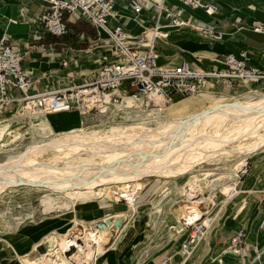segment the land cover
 <instances>
[{"label": "bare ground", "instance_id": "bare-ground-1", "mask_svg": "<svg viewBox=\"0 0 264 264\" xmlns=\"http://www.w3.org/2000/svg\"><path fill=\"white\" fill-rule=\"evenodd\" d=\"M206 94L208 92L172 103L158 98L148 102L147 106L143 105L142 98L135 95L120 94L115 101L110 96H96L99 101L97 111L113 106V113L122 114L126 122L110 126L87 127L80 113L84 117L91 116L94 110L78 112L77 118L70 123L63 118L68 117L67 113L53 116L30 113L34 142L26 147L25 153L9 155L0 165V196L9 189L19 187L43 190L49 193L45 204L58 213H72L83 204L112 198L114 204L126 202L129 211L107 216V220L110 217L114 219L111 229L122 233L130 223L148 213L153 232L161 222L171 238L174 234H182L178 212L182 210L184 219L192 223L203 220L209 213L200 204L210 202L214 206L227 191L240 194L242 179L238 172L241 169L245 171L243 166L257 152H264V94L251 93L237 99L216 97L220 107L217 112L213 111L214 107L207 106L209 100L204 96ZM185 100L196 101L188 103ZM18 114L22 117L25 113L19 109ZM52 118L56 121H50ZM6 124L0 123V133ZM66 125L71 127L69 131L59 129ZM19 138L20 134H17L9 142ZM2 146L0 143V148ZM225 158L236 161L229 168H224L226 173L199 175L193 172L195 175H189L204 163ZM148 177H186L188 181L180 187L172 186L154 203L151 212H147L146 208L138 207L137 202L146 185L143 181ZM206 178L212 182L207 187L200 183ZM126 183L131 185L130 189L120 188ZM172 193L190 205L175 211L169 209L158 222L165 200ZM174 205L176 199L166 203L167 208ZM214 221L204 222L211 228ZM16 226L19 225L10 224L12 229ZM79 226L83 228L81 234L70 232ZM152 231H147L146 236H150ZM109 237H112L110 232L96 228L94 222L76 220L65 234L52 233L44 242L49 249L48 254L35 260L24 258L21 262L99 264L108 253ZM113 239L112 249H115L119 238ZM200 243L202 241L197 243L195 250ZM71 245H75L77 251H73L70 257L67 252ZM181 257L182 260L180 255L177 257L176 264H185L186 257L183 258L182 254Z\"/></svg>", "mask_w": 264, "mask_h": 264}, {"label": "built area", "instance_id": "built-area-1", "mask_svg": "<svg viewBox=\"0 0 264 264\" xmlns=\"http://www.w3.org/2000/svg\"><path fill=\"white\" fill-rule=\"evenodd\" d=\"M42 3L31 35L22 47L12 42L4 33L0 39V108L17 103L24 115L30 113L62 114L68 112H91L97 108L98 97L110 96L114 101L120 94L135 95L146 102L161 98L172 103L174 94L182 98L197 97L209 92L211 81H216L225 89L246 86L249 91L253 85H264V67L255 64L246 50L239 55L223 54L218 64L213 66H194L187 59L178 62H160L157 49L159 41L167 40L171 29H185L204 37L222 40L224 33L213 25L203 23L189 11L202 9L208 16L219 12L220 6L214 0H37ZM123 1L131 11L132 20L142 31L133 33L128 29V20L117 10L118 2ZM145 13L148 14L145 17ZM27 18L26 13H20ZM6 21L17 23L18 17ZM85 20L97 30L93 49H102L100 65L93 69L88 80L79 82L77 74L71 80L52 89H39L32 78V72L25 66V58L31 52V41L36 37L51 35L64 37L72 33L68 23ZM254 31L264 32V24L256 25ZM63 60L68 65L76 51ZM51 46V45H50ZM109 53V54H107ZM137 88L131 91V88ZM15 90H21L18 97ZM250 161L241 169L240 179L248 172ZM140 199V198H139ZM188 239L181 246V253L189 258L197 243L203 241L211 232L201 219L190 222L182 219ZM102 221L96 222L95 227ZM261 226H264V220ZM246 237L245 229H240L232 237L236 253L242 252L241 244ZM240 245V248L239 246ZM77 248L71 245L67 255ZM245 253V252H244ZM243 256V255H242ZM160 264H172V257H165Z\"/></svg>", "mask_w": 264, "mask_h": 264}, {"label": "crops", "instance_id": "crops-1", "mask_svg": "<svg viewBox=\"0 0 264 264\" xmlns=\"http://www.w3.org/2000/svg\"><path fill=\"white\" fill-rule=\"evenodd\" d=\"M217 3L220 9L214 16H208L202 9L194 10L188 8V11L203 23L211 24L218 31L223 32V39L217 40L204 37L196 32L185 29H171L168 39L159 41L157 47L161 63L178 62L181 58H185L194 66L209 67L217 65L218 63L215 60L220 59L223 54L232 53L239 55L241 51L246 50L255 64L264 67V32L253 30L256 25L264 24V0H217ZM124 4L123 1L118 2L117 10L128 20V29L133 33H139L142 31V28L132 20V13L125 8ZM41 5L42 3L37 0H0V39L4 33H7L12 42H16L17 45L19 44L22 47V50L27 51L28 49H26L24 43L31 35V28L34 26L35 19L42 9ZM21 12L26 13L28 20L25 15L24 17L20 15ZM145 14V17H147L148 14ZM10 17H18L19 20L17 23L10 22L8 24L6 21ZM79 21H81L79 24H77L78 22L75 24L68 23V26H77V29L69 26L70 31H72L69 35L64 37L45 35L36 37L35 40L31 41V52L26 56L24 66L28 71L32 72L31 76L36 81L37 88L52 89L69 82L71 76L75 74H77L79 82H85L91 75L92 70L100 65L99 58L103 50L98 48L90 52L88 51L91 49L94 40L97 39V30L85 20ZM72 44H74L73 50L76 51V56H72L68 65L65 66L63 60L66 57L68 59ZM209 88L208 94L228 98H237L251 93L264 94V85L262 84L253 85L251 88L257 90L249 91L246 86L225 89L216 81H211ZM18 91L22 93L20 96L17 95ZM15 93L18 97L23 95L21 90H15ZM7 106H11L8 111H4L6 106L0 108V123H7L9 121L7 118L13 113H17L19 104L13 103ZM77 113L74 111L67 113L68 117L63 118L70 123L77 118ZM5 134L6 128L4 127V130L0 133V138ZM239 188L241 189L240 195H233L228 197L227 200L224 199L223 205L218 208H214L210 202L200 205L203 210L205 208L207 210L209 208L217 210L212 216L215 218L214 222L217 221V223L212 228L208 237L202 241L203 244L200 243L201 246L199 245L193 251L192 257L190 256L189 259H186L185 264H252L255 251H251L250 260L253 259L251 262L246 257L248 256L247 254L240 257L236 255V257L234 254L231 255L233 252H236V249L226 248L230 239L240 229H245L246 231V238L244 240L246 245H249L250 248L254 246L258 250L260 248L264 250V226H261L264 220V161H261V159L254 160L251 173L244 182L242 180ZM246 192L249 195L245 196L241 202L243 194ZM251 195L257 197L251 200L249 199ZM234 201H238V203H234ZM108 212H113L112 204L95 205L90 217L96 219L94 222L96 223L101 221V218ZM76 220H78L77 217L71 220L69 229L73 227ZM84 222L90 223L92 221ZM67 230L68 228L65 230L60 229L57 232L65 233ZM137 237L138 235L133 228L127 230L125 235L118 241L113 253L115 252L117 256H120L128 252ZM48 238L42 243L37 244L39 239L33 245L32 252L34 255L32 259H37L39 258L38 256L45 255L49 251L47 245L44 243ZM112 239V237H109V241ZM179 243L177 248L181 249L182 239L179 240ZM173 249L169 250L165 257L171 256L172 264H176ZM9 250H11L9 247L7 249L6 245L2 244L0 254L9 258L11 257ZM223 255L226 257L228 255L235 256V258L225 257V262H223ZM66 257L69 256L66 255ZM28 259L31 260V258ZM110 259L112 261L116 260L111 257ZM160 262H157V264H160Z\"/></svg>", "mask_w": 264, "mask_h": 264}, {"label": "rangeland", "instance_id": "rangeland-1", "mask_svg": "<svg viewBox=\"0 0 264 264\" xmlns=\"http://www.w3.org/2000/svg\"><path fill=\"white\" fill-rule=\"evenodd\" d=\"M217 2V0H214ZM72 26L74 29H77L76 25H69ZM137 88L132 87L131 91H136ZM22 94L20 91L17 92V95L20 96ZM249 94H246L241 97H245ZM207 97L209 102H207V106L214 107L213 111L217 112L220 110V107L216 103V97H223L219 95L214 94H206L204 95ZM240 96V95H238ZM225 97V96H224ZM182 96L180 94H174L173 99L179 100ZM228 98V97H227ZM237 98H231V99H237ZM196 100H185V102L193 103ZM143 105H149L148 102L142 101ZM218 106V107H215ZM11 106H6L4 111H8ZM111 109H107L104 111H97L96 109L93 111L91 116L84 117V114L80 113L81 117L84 119V124L87 127L92 126H110L111 124H124L126 123L125 120L122 118V114L118 113L117 115L113 113L115 108L113 106L110 107ZM20 106L17 108V113H13L9 118V121H7L6 128V134L0 138V143L3 144V146L0 148V165H2L6 159L10 156H19L20 154L25 153L26 147H28L33 140V131L31 128V121L29 115H23L20 116L19 113ZM193 113V111H191ZM55 114H46V116H53ZM41 116V115H40ZM30 117V118H29ZM3 120V119H1ZM50 121H56V118H52ZM79 125V123H77ZM60 130L69 131L71 129L70 126L66 125L59 128ZM20 134L19 139H17L15 142H9L11 137ZM38 138H41L40 136H37ZM256 157H251L250 161V167L248 170V173H246L243 176V182L247 179L249 174L251 173L253 162L254 160L261 159V161H264V152L260 153L257 152ZM10 155V156H9ZM222 160V161H221ZM219 161H214L211 163H204L201 167H199L197 170L192 171L189 175L193 176L195 174L203 175L207 173L216 172L218 174L226 173L224 168H229L232 166L236 161H233V159L225 158L221 159ZM226 166V167H225ZM197 171V172H195ZM193 172L195 174H193ZM179 179V180H178ZM178 180V182H177ZM188 179L186 177L177 178V179H168V178H156V177H148L144 179L143 183L146 184L139 195L140 200L137 202V206L141 208H146L147 212H151V209L154 206V203L159 201L169 189L172 188V186L180 187L181 185H184ZM242 182V181H241ZM173 183H175L173 185ZM200 183L207 187L212 184L210 178H206L203 181H200ZM152 188L148 190L147 193L145 191L151 186ZM241 185V184H240ZM240 187V186H239ZM122 189H130L131 185L129 183H126L124 185H121ZM175 190V189H173ZM239 190H241L239 188ZM248 192L243 194L244 199L245 196H248ZM49 194L46 191L43 190H37L33 188L28 187H19V188H13L9 189L4 194L0 196V247H2V244H5L7 249L9 247L11 257L4 256L3 254H0V264H21L22 259H28L31 258L34 255L32 252L33 245L37 242L42 243L46 238H48L52 233L57 232L58 230H65L69 229V225L71 220L74 217H77L78 220H84V221H92L95 222L96 219L90 217V214L92 216V211L95 208V205H103V204H112L113 212H108L105 216L101 218V223H105L107 225V228H99L98 229L109 231L110 236L113 238H119V240L125 235L127 230L133 228L134 231L137 233L138 237L135 240L133 246L129 249L128 252L123 253L120 256H117V254L113 251L116 249H112L113 241H108L110 243L107 245L108 253L105 256L104 260L100 262L99 264H105V261L107 264H157V262H160L163 257L166 256L167 252L171 249H173L175 261L177 257L180 255V260H182L181 257V249L177 248L179 246V240L182 239L183 242L188 239L189 231L185 230L183 220L184 219V213L183 211L178 212V218L180 220V223L182 224V234H174L171 238L169 234L164 230L161 226V219L171 209L172 211L182 208H185L190 205L189 202L184 201L182 198H176L175 193H172L169 197L165 200V205L163 208V214L158 219V228L153 232L152 228H150L149 223L151 222L150 218L148 217V213L143 214L139 219L134 220L135 222H132L128 225V227L120 233L117 229H110L114 219L109 218L107 220V216H114L116 214H121L124 212H128V206L126 202L121 201L120 203L114 204V199H100L97 203H87L83 204L78 207L77 210L72 212H54L48 208V206L45 204V198ZM206 195H209L208 192L205 191ZM90 196H94L92 193H89ZM233 195H240V194H233L231 191H227L225 196L221 198L219 201L215 203L213 206L214 208H218L223 205V202L228 199L229 196ZM256 195V194H255ZM254 195H251L249 199H255ZM175 200L176 199V205L172 206V208H167L166 203L169 200ZM179 199V200H178ZM225 199V200H224ZM230 201V200H229ZM109 202V203H108ZM238 201H234V203ZM205 203H201L200 205H204ZM204 210H207L206 208ZM217 210L208 209V213L204 217V221H210L212 219H215L212 217ZM217 221L213 223L212 228L216 225ZM10 224L14 226V224L19 225L15 228H10ZM210 224V223H208ZM7 227V229H6ZM76 227V226H75ZM111 230V231H110ZM152 231V234L150 236H146L147 231ZM163 230V231H161ZM83 231V228L80 226L77 228H74V230H70L71 233H77L81 234ZM6 232V233H5ZM67 232V231H66ZM65 232V233H66ZM64 233V234H65ZM120 233V234H119ZM140 233V234H139ZM119 234V235H118ZM208 237V236H207ZM246 237H243V241ZM2 240V241H1ZM118 240V241H119ZM205 240V239H204ZM81 242V241H79ZM203 244V243H201ZM201 246V245H200ZM240 248V245H238ZM242 246V252L236 253L233 252L231 255H237V256H245L246 254L248 256V259H251V251H255L253 258L255 264H264V250L260 248L259 250L257 247L252 246L250 248L249 245H246L244 242L241 244ZM227 249L234 248L235 244L232 241V238L230 239V242L226 245ZM257 249V250H256ZM46 251V250H44ZM77 251V250H76ZM245 252V253H244ZM46 252V254H48ZM183 258L186 256L183 255ZM235 256L228 255L227 257L234 259ZM236 256V257H237ZM41 257V256H38ZM111 258H115L116 260H111ZM226 256L223 255L222 260L225 262ZM252 259V260H253ZM252 260H250L252 262ZM249 261V263H250ZM184 262V260H183ZM252 262V264H253Z\"/></svg>", "mask_w": 264, "mask_h": 264}, {"label": "water", "instance_id": "water-1", "mask_svg": "<svg viewBox=\"0 0 264 264\" xmlns=\"http://www.w3.org/2000/svg\"><path fill=\"white\" fill-rule=\"evenodd\" d=\"M98 227L99 228H107V225L105 223H99Z\"/></svg>", "mask_w": 264, "mask_h": 264}, {"label": "trees", "instance_id": "trees-1", "mask_svg": "<svg viewBox=\"0 0 264 264\" xmlns=\"http://www.w3.org/2000/svg\"><path fill=\"white\" fill-rule=\"evenodd\" d=\"M81 21H78V23L77 24H79ZM181 99H183V98H181ZM180 100V99H179ZM179 100H176L175 102H178Z\"/></svg>", "mask_w": 264, "mask_h": 264}]
</instances>
